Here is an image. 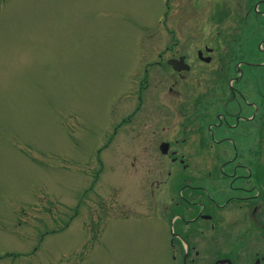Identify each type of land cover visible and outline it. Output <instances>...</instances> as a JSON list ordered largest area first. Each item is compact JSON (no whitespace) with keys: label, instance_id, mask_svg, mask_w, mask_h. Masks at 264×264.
Segmentation results:
<instances>
[{"label":"rangeland","instance_id":"1","mask_svg":"<svg viewBox=\"0 0 264 264\" xmlns=\"http://www.w3.org/2000/svg\"><path fill=\"white\" fill-rule=\"evenodd\" d=\"M162 1L0 0V264H174L134 112L146 53L184 48L181 0L149 29Z\"/></svg>","mask_w":264,"mask_h":264},{"label":"flooded vegetation","instance_id":"2","mask_svg":"<svg viewBox=\"0 0 264 264\" xmlns=\"http://www.w3.org/2000/svg\"><path fill=\"white\" fill-rule=\"evenodd\" d=\"M172 4L162 1L164 16L150 30L166 23ZM180 5L175 43L184 48L147 52L145 69L139 65L134 112L145 101L150 147L168 144V171L151 181V197L178 264H264V0Z\"/></svg>","mask_w":264,"mask_h":264}]
</instances>
